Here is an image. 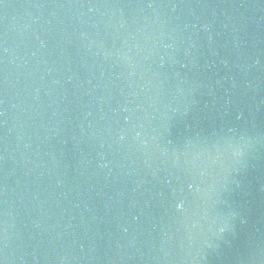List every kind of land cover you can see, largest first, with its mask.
Masks as SVG:
<instances>
[{
  "label": "water",
  "instance_id": "obj_1",
  "mask_svg": "<svg viewBox=\"0 0 264 264\" xmlns=\"http://www.w3.org/2000/svg\"><path fill=\"white\" fill-rule=\"evenodd\" d=\"M0 261L264 264V0H0Z\"/></svg>",
  "mask_w": 264,
  "mask_h": 264
},
{
  "label": "clouds",
  "instance_id": "obj_2",
  "mask_svg": "<svg viewBox=\"0 0 264 264\" xmlns=\"http://www.w3.org/2000/svg\"><path fill=\"white\" fill-rule=\"evenodd\" d=\"M250 146V141L247 140L244 136H241L239 141H229L228 142V149L231 150V154L234 158L239 159L244 155L245 148ZM220 149L217 148V152H219ZM219 157H217L218 159ZM180 209H183L184 205L181 203L177 206ZM226 230V226L220 227L219 231L223 233Z\"/></svg>",
  "mask_w": 264,
  "mask_h": 264
},
{
  "label": "snow or ice",
  "instance_id": "obj_3",
  "mask_svg": "<svg viewBox=\"0 0 264 264\" xmlns=\"http://www.w3.org/2000/svg\"><path fill=\"white\" fill-rule=\"evenodd\" d=\"M0 264H3V261H0Z\"/></svg>",
  "mask_w": 264,
  "mask_h": 264
}]
</instances>
